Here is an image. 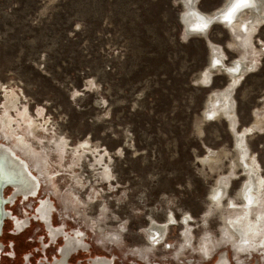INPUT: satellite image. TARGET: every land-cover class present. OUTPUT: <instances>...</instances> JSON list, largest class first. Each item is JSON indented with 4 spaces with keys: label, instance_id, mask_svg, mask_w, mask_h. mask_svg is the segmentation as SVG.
Returning a JSON list of instances; mask_svg holds the SVG:
<instances>
[{
    "label": "rangeland",
    "instance_id": "374dc122",
    "mask_svg": "<svg viewBox=\"0 0 264 264\" xmlns=\"http://www.w3.org/2000/svg\"><path fill=\"white\" fill-rule=\"evenodd\" d=\"M224 1L198 0L197 7L210 13ZM182 12L181 0H0V123L10 118L15 134L46 162L45 184L26 205L35 209L49 198L54 224L79 230L94 252L115 257V264H214L223 251L235 264L230 247L199 262L186 247L175 260L172 248L187 244L179 225L167 228L146 261L132 252L148 247L142 232L148 222L162 223L168 214L192 219L194 247L209 234L212 246L234 250L235 235L219 241L227 201L215 209L209 193L229 175L225 198L242 204L245 172L227 119L204 112L211 91L223 89L228 77L214 69L206 88L200 72L212 45L229 65L243 53L242 40L216 23L206 38L185 37ZM254 25L246 56L256 66L234 89V129L261 114L259 130L244 140L264 179V24ZM26 205L6 208L34 218ZM32 230L40 233V224ZM167 243L172 247L164 248Z\"/></svg>",
    "mask_w": 264,
    "mask_h": 264
},
{
    "label": "bare ground",
    "instance_id": "6f19581e",
    "mask_svg": "<svg viewBox=\"0 0 264 264\" xmlns=\"http://www.w3.org/2000/svg\"><path fill=\"white\" fill-rule=\"evenodd\" d=\"M186 1L187 9L189 6L190 8L192 6L194 7H192L193 12L190 10L192 14L188 17V21L186 20L189 27H195L193 28V32L197 33L198 31L205 29L210 21L218 20L215 15L219 9L222 8L221 11L223 12V16L221 19L224 21H215L213 24L224 25V27L232 32V36H238V38L242 40L239 42L238 48H240L243 53L240 55V58L233 61V65L231 63L229 65L225 64L224 55L220 48L212 45L210 62L200 72V77L202 78L201 81H203V83L206 81V84L208 83L207 86L203 84L206 88L209 87L213 72L212 70L218 69L221 71L220 69H222L224 74L234 73V75L229 74V76L225 74L228 77V83L223 89L211 91L207 97L204 112L209 115L214 113V111L215 115L220 112L227 119L228 124L234 131V140H236L234 145L237 144L236 149H238L239 159L243 165L242 170L245 172V180L241 182L239 187V196L242 199V204L238 205L233 199L225 198L227 197L226 188L232 178L229 175L220 176V178L216 180L210 190L209 200L215 209H219L223 204L222 202L226 200V207L230 209L226 210L224 215L221 216L220 222L222 223V229L220 232V244L231 242L233 240L232 236L235 235L236 240H234L233 243L235 253L257 250L259 247L264 249V179L260 176L258 171L259 167L257 166L256 161L249 156L246 140H244L248 134L253 132V130H259L261 114H256L257 119L259 118L258 122L244 127L239 131L235 130L236 116L235 101L233 98L234 89L241 78L246 72H248V70H252L256 66L255 62L250 61L247 63L248 58L246 55L253 49V43H251V40L255 29L258 27L254 24H264V0H243V2H239V0H231L227 7L225 5L229 0H225L222 6L214 9L210 13H204L198 9V0ZM195 9H197V11ZM246 11L249 12V15L244 16ZM211 26H209V28ZM209 28L207 27L205 34H207ZM0 125L2 131L0 134V152L9 155L12 160L9 165V168L11 169L10 174L18 179L12 186L15 195H32L39 187L38 178H44L43 172L46 171L44 167L46 162L44 160L42 164V159L37 157L36 153L30 145L26 143L25 139L15 134L16 132L12 128L13 126L11 127L12 124L10 118L3 117L2 124L0 123ZM31 127L35 128L33 124ZM8 139L14 143H9ZM80 151L81 150H78L77 153H75V165L79 163L82 156L79 153ZM65 153L66 145H64V152L59 156L64 158L66 156ZM103 156L104 155L96 159V161H99L97 162L99 163L97 165H100ZM1 159H4V157L2 156ZM105 168L107 167L105 166ZM99 169H102V167L100 166ZM34 172L36 173L34 174ZM100 174L102 177L104 176L106 180L108 179L109 175L107 171L105 172L102 170ZM13 198L14 197L11 196L10 200L12 201ZM190 221V217L188 216H182L180 221H177L172 214H168L162 223L150 220L148 226L142 230L143 235L147 238L146 244L148 245V248L162 243L167 228L175 225L180 226V229L182 230L180 235L184 242H187L186 245H181V247H190ZM227 238H229V240H227ZM213 244L214 241L211 236L207 234L201 238L199 241L200 247H198L201 251H204V249L206 251L208 250V247L210 248ZM218 257L217 264H228L225 254L222 253Z\"/></svg>",
    "mask_w": 264,
    "mask_h": 264
},
{
    "label": "flooded vegetation",
    "instance_id": "af4514ba",
    "mask_svg": "<svg viewBox=\"0 0 264 264\" xmlns=\"http://www.w3.org/2000/svg\"><path fill=\"white\" fill-rule=\"evenodd\" d=\"M36 172H34L35 174ZM37 175V174H36ZM39 180V187L37 191L28 196L15 195L13 190L12 199L15 200L10 206V209L16 204L27 203L29 198H33L39 191L41 185L45 182L41 178ZM5 194V191H4ZM17 197H21V200H16ZM26 201V202H25ZM41 203L40 214L38 218L36 216L31 217L27 210L19 216L15 215L13 211L11 212V217L5 220L2 233L0 235V264H115L116 260L113 256H106L94 252L90 245L86 242L85 235L79 230L67 231L63 225L54 224L51 214L53 215L54 206L51 204V200H39ZM9 207V206H8ZM26 206L24 207V209ZM28 209V208H26ZM34 209V204H33ZM36 218V219H35ZM192 220V219H190ZM180 221V219H179ZM192 222V221H190ZM39 223L41 226V232H34L32 230L33 224ZM148 226V224L146 225ZM166 231L164 235L163 242L165 241ZM181 232V231H180ZM179 232V233H180ZM192 238V234H191ZM110 239V238H107ZM116 242V241H115ZM158 246V245H156ZM155 246H152L153 248ZM172 245L167 243L164 248H170ZM178 247V245H177ZM173 247L174 259L178 260L183 254L184 248ZM224 247H230L232 251V258L235 264H245L248 258H252L253 254H256L255 262H250L251 264H264V252L260 253L259 250H250L248 252L235 253L231 246H221V247H208V250L201 251L199 247H194L191 245L187 247L199 255V261H208L211 259L215 253ZM148 247L135 248L134 253L140 256L141 259L146 261L147 252L151 250ZM200 251V252H199ZM205 252V253H204ZM207 252V253H206ZM225 254L226 259L229 262L228 255L226 251L219 253ZM243 256L245 258H243ZM190 264V262H186Z\"/></svg>",
    "mask_w": 264,
    "mask_h": 264
},
{
    "label": "water",
    "instance_id": "95a60500",
    "mask_svg": "<svg viewBox=\"0 0 264 264\" xmlns=\"http://www.w3.org/2000/svg\"><path fill=\"white\" fill-rule=\"evenodd\" d=\"M230 1L231 0H229L228 3L225 5L226 7L230 3ZM181 4L183 6V12L180 15V22L182 24L183 34H184L185 37H191L193 35L194 36L195 35H199L200 37L206 38L205 31H206L207 27L209 28V26H211L213 24V22H215V21H220V22L224 21V20L221 19L222 16H223V12L221 11L222 8H220L219 11L217 12V14L215 15L216 19H218V20L210 21L205 29H202L201 31H198L197 33H195V32H193L194 31L193 28H195V27L191 28L187 24L188 17L190 16V14H192V12H193L192 10H193L194 7L192 6L193 8L192 7L190 8V6H189V8L187 9V7H186L187 6V1L186 0H181ZM195 10L197 11V9H195ZM231 64L233 65L234 63L232 62ZM225 74H227V76H229V74H233L234 75V73H225ZM7 155L8 154H4V153L0 152V235L2 233V227H3V224H4L5 220H7L8 218L11 217V212L6 207L7 206H11L13 204V202L15 201V200L11 201L10 199H11V196L13 194L12 186L18 180L17 177H13V175L10 174V170L11 169L9 168V165L11 164L12 160L10 159L9 155L8 156ZM2 156L4 157V159H1ZM7 188H10L11 192H10V194L5 195L3 192ZM17 198H21V197H17ZM48 199L49 198H45L44 200H48ZM51 204H53V203L51 202ZM41 207L42 206H41V203L39 201L38 205L34 209V214H33V216L35 215L36 218H38V216L40 214V211H41L40 208ZM218 259H219V257H217V259L214 262V264L218 263Z\"/></svg>",
    "mask_w": 264,
    "mask_h": 264
},
{
    "label": "built area",
    "instance_id": "2783aa9c",
    "mask_svg": "<svg viewBox=\"0 0 264 264\" xmlns=\"http://www.w3.org/2000/svg\"><path fill=\"white\" fill-rule=\"evenodd\" d=\"M26 207L29 209V210H32L33 209V204H29V205H26Z\"/></svg>",
    "mask_w": 264,
    "mask_h": 264
},
{
    "label": "snow or ice",
    "instance_id": "6c2138e0",
    "mask_svg": "<svg viewBox=\"0 0 264 264\" xmlns=\"http://www.w3.org/2000/svg\"><path fill=\"white\" fill-rule=\"evenodd\" d=\"M239 2H243V0H239Z\"/></svg>",
    "mask_w": 264,
    "mask_h": 264
}]
</instances>
